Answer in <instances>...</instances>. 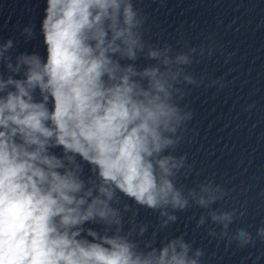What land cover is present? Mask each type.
Instances as JSON below:
<instances>
[{"label":"clouds","instance_id":"obj_1","mask_svg":"<svg viewBox=\"0 0 264 264\" xmlns=\"http://www.w3.org/2000/svg\"><path fill=\"white\" fill-rule=\"evenodd\" d=\"M44 11L46 58L0 41V264H203L185 233L161 235L194 206L197 229L219 226L209 237L264 242V227L230 229L244 212L213 207L221 184L179 182L193 172L174 154L193 118L183 101L226 86L189 70L214 55L211 36L179 50L149 42L134 0H47ZM20 37L33 40L34 25ZM141 208L157 213L150 233Z\"/></svg>","mask_w":264,"mask_h":264}]
</instances>
